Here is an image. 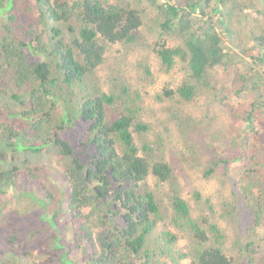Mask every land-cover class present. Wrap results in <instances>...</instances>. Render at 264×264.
<instances>
[{"label":"trees","instance_id":"16d2710c","mask_svg":"<svg viewBox=\"0 0 264 264\" xmlns=\"http://www.w3.org/2000/svg\"><path fill=\"white\" fill-rule=\"evenodd\" d=\"M141 41L165 73L184 71L158 95L155 139L157 110L146 117L122 63L106 86L97 71ZM258 62L264 0H0V264H37L43 243L45 264H82L73 250L86 264H264ZM232 94L254 95L237 112ZM206 96L200 117L188 109ZM175 149L219 187L216 203L184 198ZM15 193L35 208L13 207Z\"/></svg>","mask_w":264,"mask_h":264},{"label":"rangeland","instance_id":"374dc122","mask_svg":"<svg viewBox=\"0 0 264 264\" xmlns=\"http://www.w3.org/2000/svg\"><path fill=\"white\" fill-rule=\"evenodd\" d=\"M133 1V0H129ZM199 22L202 23V20L200 17H197ZM205 21V20H203ZM150 43H145L141 41L139 45H137L132 50H127L124 45H114L110 48L106 55L105 63L101 65L98 68V76L102 81V85L106 84V76L110 69L114 67L116 64L115 62H121L122 63V69L124 70V76L128 80V83L130 84L132 92L134 90H138V93L142 96V101L146 107L145 114L146 117L151 116L153 111L157 110V117L155 121H150L153 128L152 133L149 135L150 138L155 139V134L158 133L162 135L165 131V128H163L164 123L161 124L162 119H165L166 115L161 110V108L165 105L164 103H161L158 100V95L162 96L163 100L165 99V96L163 95L166 92V88L168 87L169 90H174L176 86L180 83L184 76V71L182 69V66L179 64V62L176 63L173 70L169 73H165L159 63L158 57L150 50L149 48ZM224 47L225 50L228 52H233L236 54H239L238 51H235L233 49V44L230 42V38L225 36L224 40ZM252 53H255V55H260L261 52L258 49H254ZM249 62H251V59H247ZM252 63V62H251ZM254 71L253 74H257L260 76V78H263L264 83V64L262 62H258L257 64H254ZM150 69V76H147L145 71L146 68ZM226 76V73L224 77ZM232 78L234 79V75H231V77L226 76L223 80H228L230 84V88L234 92L233 84H232ZM231 80V81H230ZM106 86V85H105ZM229 88V89H230ZM254 94H250L247 97L242 96V98H238L232 94L231 96L228 95V97L233 100L232 104L234 107H236V111L239 112L242 108L244 110V107L249 104V102L252 100ZM208 97L202 99L200 102L201 109L199 107L190 106L188 109L192 110L194 114L200 117L202 106L206 105ZM229 99V101H230ZM141 101V102H142ZM242 103V106H238V104ZM187 110V108H184ZM258 116L259 119V125L258 128H260L264 135V117L262 114H258V112L255 114ZM232 116L236 118L235 112L232 113ZM257 126V121L253 124V127ZM172 138L176 140V135L173 133ZM181 153L180 150L175 149L174 150V158H170L171 162L174 163L179 168V177L182 184V190H183V196L185 199L190 200L192 202V205H195V201H193L192 195L195 191H199L205 199L207 196L211 198L212 203H216L218 198L217 192L219 191V187L215 185L214 183H208L205 180L200 178V174L196 171V169H191L189 167V164L182 163L179 159V154ZM170 154V152H169ZM175 160L178 163H175ZM150 185L154 183L153 179H149ZM16 194V193H15ZM13 194V195H15ZM11 195V196H13ZM217 195V196H216ZM12 205L13 207L20 209L23 208V206L27 205L30 206L33 203L32 200L29 199H23L20 197H17V194L13 196ZM196 207V205H195ZM35 208V204H34ZM205 208V205H204ZM57 214L55 210L52 211V213ZM50 218V217H49ZM56 229V228H54ZM264 235V229L261 228L259 230ZM58 241V240H57ZM44 245V243H43ZM40 245L38 250L35 252L37 253L36 258L34 259L37 264H45L46 258L44 255V246ZM188 242L187 240L183 239L179 242L178 246L182 249L187 248ZM231 244L228 243V246ZM70 259L72 261H78L82 264H86V261L84 260V253H81L78 250H73L70 252ZM69 258L66 257V261H68ZM39 262V263H38ZM184 264H191L189 260H185L183 262Z\"/></svg>","mask_w":264,"mask_h":264},{"label":"clouds","instance_id":"9594fccd","mask_svg":"<svg viewBox=\"0 0 264 264\" xmlns=\"http://www.w3.org/2000/svg\"><path fill=\"white\" fill-rule=\"evenodd\" d=\"M53 227V226H52ZM53 228H55V227H53ZM35 254V256H34V258H36V252L34 253ZM39 263V262H38ZM43 264V263H42Z\"/></svg>","mask_w":264,"mask_h":264}]
</instances>
